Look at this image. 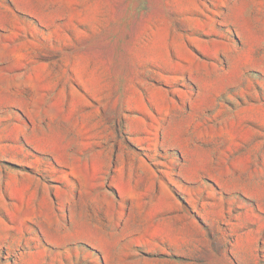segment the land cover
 Wrapping results in <instances>:
<instances>
[{
  "label": "rangeland",
  "instance_id": "374dc122",
  "mask_svg": "<svg viewBox=\"0 0 264 264\" xmlns=\"http://www.w3.org/2000/svg\"><path fill=\"white\" fill-rule=\"evenodd\" d=\"M0 264H264V0H0Z\"/></svg>",
  "mask_w": 264,
  "mask_h": 264
}]
</instances>
